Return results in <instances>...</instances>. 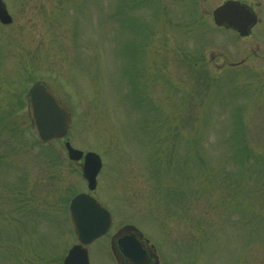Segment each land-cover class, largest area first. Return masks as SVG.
<instances>
[{
  "label": "rangeland",
  "instance_id": "rangeland-1",
  "mask_svg": "<svg viewBox=\"0 0 264 264\" xmlns=\"http://www.w3.org/2000/svg\"><path fill=\"white\" fill-rule=\"evenodd\" d=\"M3 1L0 264H60L76 241L67 203L88 190L65 140L99 155L113 228L183 262L264 264V72L230 68L250 45L213 24L223 0ZM33 81L69 109L64 138L36 142L15 101ZM93 242L90 264H116Z\"/></svg>",
  "mask_w": 264,
  "mask_h": 264
},
{
  "label": "water",
  "instance_id": "water-1",
  "mask_svg": "<svg viewBox=\"0 0 264 264\" xmlns=\"http://www.w3.org/2000/svg\"><path fill=\"white\" fill-rule=\"evenodd\" d=\"M216 25L236 28L245 34V29L254 22V16L242 4L228 0L212 11ZM0 20L8 23L11 17L0 0ZM28 111L33 121V129L37 138L48 141L52 138L63 137L71 124L68 108L63 105L50 89L43 83L34 82L28 90ZM68 157L79 160L83 157L82 175L90 191L95 189L96 176L101 168V160L97 153L83 152L65 142ZM68 216L74 234L79 243L73 245L66 255L63 264H88L86 248L94 238L102 235L110 226L111 216L108 210L88 193H79L69 202ZM132 257H135L131 255Z\"/></svg>",
  "mask_w": 264,
  "mask_h": 264
},
{
  "label": "flooded vegetation",
  "instance_id": "flooded-vegetation-1",
  "mask_svg": "<svg viewBox=\"0 0 264 264\" xmlns=\"http://www.w3.org/2000/svg\"><path fill=\"white\" fill-rule=\"evenodd\" d=\"M228 0H223L220 4ZM242 4L247 10H250L254 16V22L251 26L245 29V34H241L239 30L232 27L220 26L222 30L231 31L236 39L241 42L244 46L250 45L248 49H240L237 53L240 59L234 63H229L230 68L234 72L240 73H259L264 72V0H232ZM219 4V5H220ZM7 9V8H6ZM12 22V21H11ZM4 24L0 21V26ZM248 41V42H247ZM243 53V54H242ZM241 54V55H240ZM2 55L0 54V75L2 73ZM254 59V64L257 66H252L248 68L247 61L249 59ZM1 80V77H0ZM29 87H26L24 91L15 98V101L24 100L26 103V108L28 105L27 102V91ZM0 100H1V90H0ZM112 216V215H111ZM114 218L112 217V223L108 231L105 232L98 238L107 237V251L113 258V261L116 264H192L188 260L183 262L181 260V255L174 257L172 253L166 255L163 251L160 250L159 241H156L149 234L145 233L137 225L129 222L122 223L121 225L114 227ZM96 238V239H98ZM165 238V236H164ZM94 239L93 241H95ZM83 246L86 248L87 260L89 261V250L90 245L94 242ZM76 241L71 244L63 257L60 259V264H63L64 259L69 251V249L77 244ZM161 243H163L161 241ZM164 244V243H163ZM173 245V249L176 246ZM177 245L175 249H182L180 247L190 248V244L186 243L185 246ZM182 251V250H181ZM180 251V252H181ZM178 253V252H177ZM179 254V253H178ZM131 255L135 256L132 257Z\"/></svg>",
  "mask_w": 264,
  "mask_h": 264
},
{
  "label": "trees",
  "instance_id": "trees-1",
  "mask_svg": "<svg viewBox=\"0 0 264 264\" xmlns=\"http://www.w3.org/2000/svg\"><path fill=\"white\" fill-rule=\"evenodd\" d=\"M242 158L244 159V154L242 155Z\"/></svg>",
  "mask_w": 264,
  "mask_h": 264
}]
</instances>
